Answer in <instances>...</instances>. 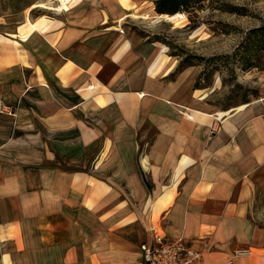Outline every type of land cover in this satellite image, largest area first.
I'll return each instance as SVG.
<instances>
[{"label":"crops","instance_id":"0c3cea01","mask_svg":"<svg viewBox=\"0 0 264 264\" xmlns=\"http://www.w3.org/2000/svg\"><path fill=\"white\" fill-rule=\"evenodd\" d=\"M136 2L0 17V264H139L150 228L264 264V95L211 104Z\"/></svg>","mask_w":264,"mask_h":264},{"label":"rangeland","instance_id":"374dc122","mask_svg":"<svg viewBox=\"0 0 264 264\" xmlns=\"http://www.w3.org/2000/svg\"><path fill=\"white\" fill-rule=\"evenodd\" d=\"M133 1L141 2L143 7L134 12L142 13L138 30L162 44L176 59V66L182 59L180 69L190 63L193 86L207 93L211 104L227 109L264 95V65L243 70L232 56L245 31L264 23V0H207L191 9L188 16L181 12L171 17L157 15L148 3L151 0ZM63 3L64 0H0V17L5 22L11 20L9 26L26 16L61 18ZM194 55L204 60L198 61ZM211 56L219 58L207 61Z\"/></svg>","mask_w":264,"mask_h":264},{"label":"trees","instance_id":"16d2710c","mask_svg":"<svg viewBox=\"0 0 264 264\" xmlns=\"http://www.w3.org/2000/svg\"><path fill=\"white\" fill-rule=\"evenodd\" d=\"M205 1L207 0H151L153 11L157 15H163L167 17L183 13H186V15L188 16V13L191 9L200 7V5ZM232 56H234L238 60V62H240V67L243 70L250 67H260L264 65L262 64L264 63V23L249 28L245 31L242 39L235 47ZM193 57L198 61L204 60L202 56L194 55ZM211 57H209L207 61L210 60L212 62V59L219 58ZM260 60H262L263 62ZM182 61L183 60L181 59L178 62V65L175 67L174 72L181 70L180 68L182 67ZM189 65L190 63L185 64V66ZM195 85L193 86L194 88H199Z\"/></svg>","mask_w":264,"mask_h":264},{"label":"built area","instance_id":"2783aa9c","mask_svg":"<svg viewBox=\"0 0 264 264\" xmlns=\"http://www.w3.org/2000/svg\"><path fill=\"white\" fill-rule=\"evenodd\" d=\"M121 33L122 29H118ZM0 112H11V108L5 105L0 99ZM149 242H142L139 245V264H199L201 252L194 249L183 239H166L162 234L153 228ZM249 253L248 247L236 248L232 252L233 257L244 256ZM228 260L227 263H230Z\"/></svg>","mask_w":264,"mask_h":264}]
</instances>
